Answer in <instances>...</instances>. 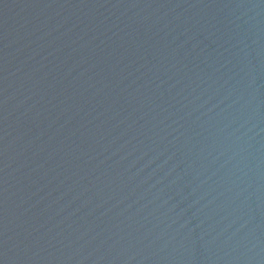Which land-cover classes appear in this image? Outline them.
Instances as JSON below:
<instances>
[{"label":"water","instance_id":"obj_1","mask_svg":"<svg viewBox=\"0 0 264 264\" xmlns=\"http://www.w3.org/2000/svg\"><path fill=\"white\" fill-rule=\"evenodd\" d=\"M0 264H264V0H0Z\"/></svg>","mask_w":264,"mask_h":264}]
</instances>
